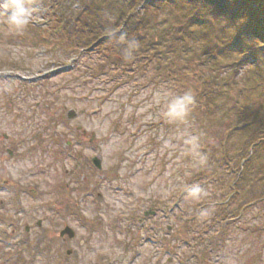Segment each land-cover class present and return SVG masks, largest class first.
Wrapping results in <instances>:
<instances>
[{"label":"rangeland","instance_id":"obj_1","mask_svg":"<svg viewBox=\"0 0 264 264\" xmlns=\"http://www.w3.org/2000/svg\"><path fill=\"white\" fill-rule=\"evenodd\" d=\"M63 3L74 18L78 0ZM28 5L23 32L0 15V170L8 169L20 202L7 216L13 199L0 205V264H264V147L238 174L254 127L230 134L224 152V96L211 123L196 124L195 108L186 125L165 123L152 97L183 91L175 82L154 79L152 67L122 72L99 48L40 44L30 26L48 23L54 5ZM253 63L231 52L214 70L231 79L240 105ZM189 132L199 137L203 166L186 154ZM193 184L207 191L198 202L186 199ZM67 228L72 239L61 236Z\"/></svg>","mask_w":264,"mask_h":264},{"label":"trees","instance_id":"obj_2","mask_svg":"<svg viewBox=\"0 0 264 264\" xmlns=\"http://www.w3.org/2000/svg\"><path fill=\"white\" fill-rule=\"evenodd\" d=\"M46 1L54 5L48 11L53 30L30 26L40 44L52 38L65 47L99 48L122 72L146 74L154 68V79L193 90L196 124L211 123L217 99L224 96L230 119L219 139L227 153L230 134L254 127L243 167L237 169L238 174L250 172L253 155L264 147V0H78L80 9L72 19L63 9L70 0ZM129 41L136 42L131 57L125 51ZM231 52L254 59L244 105L235 98L236 89H227L231 79L221 80L214 71ZM213 128L207 132L210 138L217 134Z\"/></svg>","mask_w":264,"mask_h":264},{"label":"clouds","instance_id":"obj_3","mask_svg":"<svg viewBox=\"0 0 264 264\" xmlns=\"http://www.w3.org/2000/svg\"><path fill=\"white\" fill-rule=\"evenodd\" d=\"M0 15L6 19L10 30L23 32L30 25L33 9L29 7L28 0H0ZM136 49V42L129 41L126 56L131 57ZM152 102L161 106L160 116L163 121L171 126L186 125L196 105V95L192 89L181 92L157 91L153 94ZM182 143L186 154L196 159L201 166L206 162V156L200 152L199 137L192 133L182 135ZM207 195V191L200 184H193L186 193V199L198 202ZM210 210L204 209L200 215H209Z\"/></svg>","mask_w":264,"mask_h":264},{"label":"flooded vegetation","instance_id":"obj_4","mask_svg":"<svg viewBox=\"0 0 264 264\" xmlns=\"http://www.w3.org/2000/svg\"><path fill=\"white\" fill-rule=\"evenodd\" d=\"M6 141L8 140V137H4L2 136ZM2 148V147H1ZM6 151L8 153H10L9 149L7 148ZM11 155V153H10ZM4 166V165H3ZM15 166V165H13ZM2 170H0V194H2V200L0 201V205L2 204H5L6 202H8L7 200V197L9 199V197L13 200H11V203L8 205V209L6 210V216H7V213L9 214V211H10V207L11 206H14L15 207H18L20 202L18 199L15 198L14 200V197L17 196L19 194V191L17 189H13L11 187V183H10V180H9V173H8V169L6 168V166H4L3 168L1 167ZM15 211L16 209H14L13 213L11 215H14L15 214Z\"/></svg>","mask_w":264,"mask_h":264},{"label":"water","instance_id":"obj_5","mask_svg":"<svg viewBox=\"0 0 264 264\" xmlns=\"http://www.w3.org/2000/svg\"><path fill=\"white\" fill-rule=\"evenodd\" d=\"M75 116H76L75 112L71 111L69 116H68V119L69 120L74 119ZM93 163L95 164V166L97 168L101 169V161L99 159H94ZM152 214H154V213H152ZM148 215H149V213L146 214V217H148ZM61 236L62 237L68 236L70 239H72L74 237V233L71 231V229L67 228L61 232ZM68 254H70V253L68 252Z\"/></svg>","mask_w":264,"mask_h":264}]
</instances>
